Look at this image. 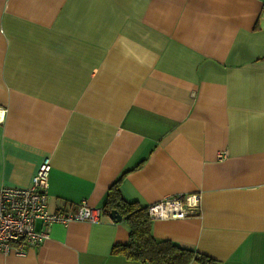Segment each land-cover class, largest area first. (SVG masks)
Returning <instances> with one entry per match:
<instances>
[{
  "label": "crops",
  "instance_id": "0c3cea01",
  "mask_svg": "<svg viewBox=\"0 0 264 264\" xmlns=\"http://www.w3.org/2000/svg\"><path fill=\"white\" fill-rule=\"evenodd\" d=\"M0 108V186L49 156L48 211L102 209L119 177L141 206L198 192L153 237L264 264V0H0ZM127 239L102 209L0 264H144Z\"/></svg>",
  "mask_w": 264,
  "mask_h": 264
},
{
  "label": "built area",
  "instance_id": "2783aa9c",
  "mask_svg": "<svg viewBox=\"0 0 264 264\" xmlns=\"http://www.w3.org/2000/svg\"><path fill=\"white\" fill-rule=\"evenodd\" d=\"M5 113L0 108V121ZM226 153L221 151L218 157ZM51 163L45 156L39 163L27 187L0 186V252L23 253L41 244L49 235L52 223L66 225L73 220L94 222L99 219L101 208L81 201L72 210L48 211L46 198ZM200 194L180 193L167 196L146 206L149 219L183 218L197 213ZM37 222L41 223L39 228Z\"/></svg>",
  "mask_w": 264,
  "mask_h": 264
},
{
  "label": "trees",
  "instance_id": "16d2710c",
  "mask_svg": "<svg viewBox=\"0 0 264 264\" xmlns=\"http://www.w3.org/2000/svg\"><path fill=\"white\" fill-rule=\"evenodd\" d=\"M120 177L109 186L103 207L109 214L116 210L128 225V239L125 243L112 246V253L128 259H137L144 264H215L211 257L194 249L179 246L170 240L155 239L150 230V219L146 206L123 198L119 189ZM115 221V220H113Z\"/></svg>",
  "mask_w": 264,
  "mask_h": 264
},
{
  "label": "water",
  "instance_id": "95a60500",
  "mask_svg": "<svg viewBox=\"0 0 264 264\" xmlns=\"http://www.w3.org/2000/svg\"><path fill=\"white\" fill-rule=\"evenodd\" d=\"M109 218L115 221L121 220V215L116 210H111L108 214Z\"/></svg>",
  "mask_w": 264,
  "mask_h": 264
}]
</instances>
